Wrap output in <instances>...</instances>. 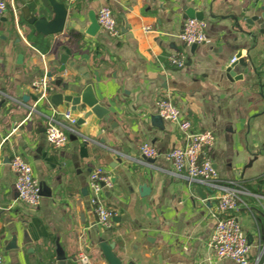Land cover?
Segmentation results:
<instances>
[{
	"label": "crops",
	"instance_id": "obj_1",
	"mask_svg": "<svg viewBox=\"0 0 264 264\" xmlns=\"http://www.w3.org/2000/svg\"><path fill=\"white\" fill-rule=\"evenodd\" d=\"M7 1L0 23V92L10 97L0 106L3 264H49L59 261V248L64 264H82L81 253L88 264H109L100 242L112 244L124 263L237 264L217 258L208 245L214 192L173 172L167 154L185 141L176 123L159 119L161 98H171L193 131L213 132L215 144L206 153L223 182H247L258 190L242 196L246 206L235 215L249 239L251 264L260 256L263 263L264 184L256 181L264 176V0H59L84 29L107 4L121 31L118 39L101 28L93 36L73 29L36 34L22 9L41 16L44 8L51 18L48 0ZM186 7L203 12L207 22L206 40L194 48L179 38ZM179 53L186 55L181 69L168 60ZM238 55L246 65L229 70ZM44 76L69 87L52 85L39 100L32 84ZM88 88L109 109V120L92 115L69 133L64 148H52L45 135L49 118L61 119L70 105L53 106L51 95L76 96ZM71 113L77 121L83 115ZM144 143L159 150L157 159L141 154ZM16 153L41 187L37 206L18 197L10 168ZM97 167L113 182L104 190L114 214L109 229L99 226L88 199ZM142 182L150 187L144 197Z\"/></svg>",
	"mask_w": 264,
	"mask_h": 264
},
{
	"label": "built area",
	"instance_id": "obj_2",
	"mask_svg": "<svg viewBox=\"0 0 264 264\" xmlns=\"http://www.w3.org/2000/svg\"><path fill=\"white\" fill-rule=\"evenodd\" d=\"M7 9L8 1L0 0V23ZM96 18L101 30L109 37L118 39L121 36L116 16L107 4L100 6ZM206 28L205 20L187 18L179 38L186 46L202 44L206 40ZM168 60L175 68L181 69L186 65V55L183 53L171 54ZM235 61L236 58L232 60ZM32 85L39 95V100L47 98L52 91L47 76L34 81ZM9 98L0 92V103ZM157 106L163 119L177 124L185 141L183 146L173 148L167 154L168 160L172 162L174 174L189 181L205 184L214 192V198L217 200L216 207L211 213V217L215 220V228L208 243L209 247L217 258H229L237 264H251L249 239L235 215L239 207L246 206L242 196L250 192L235 181L223 182L220 179L217 169L206 153L207 149L215 144L216 137L212 131H193L190 120L183 115L171 98L159 99ZM71 112L70 110L63 112L61 119L49 118L45 135L48 145L54 149L64 148L69 141V133H77L78 121ZM140 152L150 160L157 159L160 155L159 150L150 143L142 144ZM10 168L15 175V189L19 199L31 206H37L41 199V187L32 166L21 154L16 153L10 160ZM88 187L89 203L93 207L99 226L104 229L111 228L114 214L104 201L105 188L113 187L111 177L102 168L97 167L90 173ZM260 257L256 264H259ZM78 260L82 264L89 263L86 253L79 254ZM0 264H3L1 253ZM49 264H60V262L55 260Z\"/></svg>",
	"mask_w": 264,
	"mask_h": 264
},
{
	"label": "water",
	"instance_id": "obj_3",
	"mask_svg": "<svg viewBox=\"0 0 264 264\" xmlns=\"http://www.w3.org/2000/svg\"><path fill=\"white\" fill-rule=\"evenodd\" d=\"M52 17L49 18L48 11L44 8L41 10V16L32 14L27 7L22 9L23 18L27 25L32 26L36 34L49 36L55 35L64 32L65 30H75L79 33H86L88 35H95L100 26L97 22V18L95 13L90 15V22L91 25L89 28L84 29L82 28L75 20H73V12H70L69 6L66 2L59 1V0H48ZM186 18H196L198 20H204V13L200 11H196L192 8H185ZM196 45H193V48ZM65 57H62L63 66L59 70V72L64 71L65 69ZM240 63L242 65H246L243 58L238 55L236 57V61L232 64L229 70L236 64ZM52 72L47 74L48 77H52ZM64 90H67L69 85L63 84L62 79L58 78L51 82V85L60 86ZM90 88L86 89L78 93L76 96L73 95H65L63 93H56L51 95V104L55 107H59L64 103H68L70 105L71 111L83 112V115L78 120L77 124L81 125L85 123V121L92 115H95L98 119L109 120L106 118V115L109 113V109H107L98 98L92 97ZM1 106V103H0ZM159 118V117H158ZM159 119H163L161 116ZM138 190L141 196H147L150 193V187L147 186L146 183L142 182L138 186ZM13 238L12 245L15 244ZM100 248L102 253L109 264H133V263H124L121 258L117 256L114 252V246L112 244H107L105 242H100ZM57 259L60 261L61 264L65 263V257L59 248Z\"/></svg>",
	"mask_w": 264,
	"mask_h": 264
},
{
	"label": "trees",
	"instance_id": "obj_4",
	"mask_svg": "<svg viewBox=\"0 0 264 264\" xmlns=\"http://www.w3.org/2000/svg\"><path fill=\"white\" fill-rule=\"evenodd\" d=\"M249 192H253L256 193L258 192L257 189H255L253 184L247 183V182H243L241 183ZM264 184V176L260 177L259 179H257L256 181V185L261 186ZM264 195V194H263Z\"/></svg>",
	"mask_w": 264,
	"mask_h": 264
}]
</instances>
